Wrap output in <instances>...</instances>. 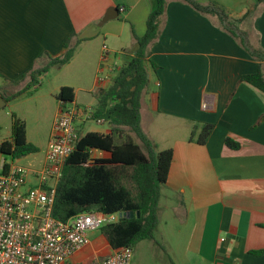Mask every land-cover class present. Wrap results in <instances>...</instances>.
I'll list each match as a JSON object with an SVG mask.
<instances>
[{
    "label": "crops",
    "instance_id": "0c3cea01",
    "mask_svg": "<svg viewBox=\"0 0 264 264\" xmlns=\"http://www.w3.org/2000/svg\"><path fill=\"white\" fill-rule=\"evenodd\" d=\"M194 1L219 7L227 19L222 22L216 15L200 13L184 0H167L159 35L147 48L148 87L140 102V126L157 152L173 151L161 196L177 204V225L186 237L184 264H264V93L243 80L257 71L258 62L249 50L264 52V0ZM155 2L0 0V79L24 82L21 76L29 77L50 59L61 57L67 42L75 47L73 57L78 50L82 53L85 43L98 40L100 59L103 46L108 56L111 51L122 52L127 36L117 32L115 23L127 24L136 44L135 38L145 34ZM112 8L119 18L101 25ZM134 52H126L125 58ZM90 54L94 70L98 51ZM99 64L97 74L104 68ZM114 66L121 68L111 63L105 76L111 77ZM91 88L79 90L93 101L78 102L73 89L70 105L96 109L108 84L100 85L95 78ZM58 111L59 103L52 124ZM87 122L83 116L75 120L78 132ZM152 123L168 131L165 149L157 150L158 141L149 129ZM207 124L214 126L212 133L198 144ZM226 138L239 148H228ZM92 152L99 153L98 159L109 158L101 151ZM111 249L108 244L102 254L93 250V257H105Z\"/></svg>",
    "mask_w": 264,
    "mask_h": 264
},
{
    "label": "trees",
    "instance_id": "16d2710c",
    "mask_svg": "<svg viewBox=\"0 0 264 264\" xmlns=\"http://www.w3.org/2000/svg\"><path fill=\"white\" fill-rule=\"evenodd\" d=\"M184 1L200 13L216 15L222 22L227 19L226 13L215 5L204 6L194 0ZM261 1L256 0V3ZM166 3L167 0H156L146 21L145 34L135 38L133 57L119 69L112 84L100 94L91 119L109 121L110 133L80 134L74 152L63 165L62 177L57 185L52 214L58 220L66 221L92 209L106 214L128 215L120 218L118 223L102 228L112 249L133 247L140 239L152 236L157 227L161 187L167 181L173 159L172 149L157 152L154 143L145 136L140 126V102L148 87L147 48L159 35ZM250 14L251 11H248L245 16ZM65 49L61 57L50 59L29 77L35 80L52 66L68 64L75 47L67 42ZM249 54L258 62L257 71L244 76L243 80L264 93V52L249 50ZM20 79H24V76ZM57 100L58 103L71 104L74 100L73 89L60 88ZM123 127H127L131 134L125 133ZM213 127L209 124L203 126L198 144L207 141ZM26 133L25 123L14 119L11 128L13 143L4 142L2 151L15 158L34 152V146L27 142ZM117 139L122 141L117 143ZM225 145L233 150L239 148V144L229 138L225 139ZM93 150L101 151L109 158L90 159V151ZM124 180L134 184V192L123 184ZM131 212L133 218L129 217Z\"/></svg>",
    "mask_w": 264,
    "mask_h": 264
},
{
    "label": "built area",
    "instance_id": "2783aa9c",
    "mask_svg": "<svg viewBox=\"0 0 264 264\" xmlns=\"http://www.w3.org/2000/svg\"><path fill=\"white\" fill-rule=\"evenodd\" d=\"M119 11L124 12V8ZM107 58L108 50L103 46L102 66ZM97 83L109 87L111 79L97 77ZM93 111L59 103L38 169L19 166L15 163L18 158L2 151L4 142L13 143L11 135L0 141V264H67L88 246V233L116 224L124 217L122 213L106 214L96 209L66 221L52 214L63 165L80 139L75 120L83 116L86 120L103 122L91 119ZM131 258L132 247L125 246L111 249L95 264H130Z\"/></svg>",
    "mask_w": 264,
    "mask_h": 264
},
{
    "label": "rangeland",
    "instance_id": "374dc122",
    "mask_svg": "<svg viewBox=\"0 0 264 264\" xmlns=\"http://www.w3.org/2000/svg\"><path fill=\"white\" fill-rule=\"evenodd\" d=\"M115 24H117V32L124 31L127 36L126 44H124L126 48L122 52H109L108 63L107 65L104 64V68L99 74H97V69H99L97 66L100 62L99 50L101 42L98 40L85 43L82 53H79L80 50H78L68 64L60 67L52 66L47 72L37 76L35 80L25 77L24 82L5 83V81L0 79V98L2 99L0 103V141H4L6 137L11 135L12 122L14 119H19L26 125L27 142L35 148L34 152L15 160L17 165L28 169H38L42 165L48 135L57 110V95L60 87L63 85L70 86L79 96L78 102L89 103L93 101L90 97L91 95L89 93L85 94L79 89H92L95 78L109 74L107 66L115 63V65H120L121 67L123 63L128 61L125 58V53H131L136 50V44L132 40V32L129 26L121 23ZM93 50L95 52L98 51L99 57L94 70V62H92L94 54H90ZM119 69L118 66L112 67L111 81L117 74H114L113 70L118 71ZM152 90L155 91L153 87ZM17 93H20V95L16 96ZM87 121L90 122H87L86 128L81 129L79 127L81 135L88 130L102 132L111 128L109 121L102 125L96 124L95 121ZM147 123L144 118L145 129H148ZM149 129L158 141L157 145L159 148L157 150L165 149L167 141L170 140V137H167L168 131H163L158 123H152ZM122 130L127 134L130 133L127 127H123ZM122 139H117V143L121 142ZM99 157L98 152L90 154V159H98ZM123 184L134 192L133 183L124 180ZM161 197L159 200L160 210L158 212L157 227L151 237L140 239L134 244L130 264H184L186 262V237L185 231L177 225V204L165 200L163 195ZM181 229L182 233L180 235L178 232ZM88 240L89 244L84 251L75 259L72 257L67 264H95L96 260L102 258L98 255L96 256L97 258L93 257V250L101 251L100 254H102L108 246L102 229L88 233Z\"/></svg>",
    "mask_w": 264,
    "mask_h": 264
},
{
    "label": "water",
    "instance_id": "95a60500",
    "mask_svg": "<svg viewBox=\"0 0 264 264\" xmlns=\"http://www.w3.org/2000/svg\"><path fill=\"white\" fill-rule=\"evenodd\" d=\"M116 18H119V15H118V10L115 9V8H112L110 10L107 11V13L105 14V16L101 19V25L110 21V20H114ZM2 102V99L0 98V103ZM128 215L126 213H124V217H127ZM134 214L131 212L129 214V217L130 218H133ZM137 216H139V214H137Z\"/></svg>",
    "mask_w": 264,
    "mask_h": 264
}]
</instances>
